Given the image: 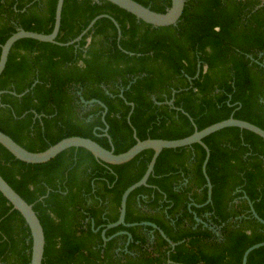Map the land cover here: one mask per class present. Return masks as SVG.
Segmentation results:
<instances>
[{
    "label": "trees",
    "instance_id": "16d2710c",
    "mask_svg": "<svg viewBox=\"0 0 264 264\" xmlns=\"http://www.w3.org/2000/svg\"><path fill=\"white\" fill-rule=\"evenodd\" d=\"M135 1L159 13L171 7V0ZM57 2L0 0V45L19 29L50 34ZM57 42L63 45L19 40L0 76V131L31 152L79 136L121 154L137 143L134 132L142 141L176 140L232 116L264 129L259 1L187 0L177 25L154 27L105 0H65ZM81 98L106 105L112 144L104 108L94 104L83 112ZM204 143L211 203L205 204L206 150L200 144L163 150L148 185L127 201V224L154 223L175 247L152 227L146 228L154 231L150 244L141 226L106 232L107 238L131 233L127 252V236L102 237L103 227L119 219L124 192L144 176L152 150L121 165L103 163L83 148L30 164L0 144V174L41 221L43 264H241L245 251L264 241V226L244 198L264 219V140L231 127ZM160 203L170 206L167 214ZM195 214L208 227L194 228ZM31 252L25 219L0 192V264H30ZM247 264H264V247Z\"/></svg>",
    "mask_w": 264,
    "mask_h": 264
},
{
    "label": "water",
    "instance_id": "95a60500",
    "mask_svg": "<svg viewBox=\"0 0 264 264\" xmlns=\"http://www.w3.org/2000/svg\"><path fill=\"white\" fill-rule=\"evenodd\" d=\"M105 1H108L118 6L119 8L134 15L137 19L142 20L143 22L150 24L154 27H168V26L177 25V23L180 21L183 15L186 2H187V0H171V7L165 13H159V12H155L151 10L149 7H146L135 0H105ZM256 1L260 2V7L264 4V0H256ZM64 2L65 0H58L57 2L55 23H54L53 30L50 34H44V33H38V32H33V31H26L24 29H19L16 33L10 36L3 45H0L1 47L0 76L5 71V68H6L8 59H9V55L11 53L13 46L19 40L33 39L39 42L63 45L57 42V38H58L60 28H61L62 11H63ZM98 19L99 17L94 19L92 23L89 25V27L87 28V30L90 29ZM87 30L84 31L83 34H85ZM81 37L82 35L79 36L77 39L69 43H66V45H71V44L76 43L77 41L81 39ZM1 94H3V92H0V95ZM81 101L86 106L99 104L104 108L105 111L103 114V121L106 124V128L104 132H105V135L108 137L110 143L112 144V139L108 134L109 127L105 120V116L108 111L106 105L102 103L101 101L95 100V99L91 101H85L83 98H81ZM172 103H173V100L170 102V104ZM128 104L132 107V110H131V113H132L134 109V105L132 103H128ZM231 127L250 131L258 135L264 140V129L260 128L259 126L253 123L240 120V119H236L232 116L227 120L212 124L204 128L203 130L199 131L196 129L192 135L182 138V139H176V140L147 139V140L142 141L137 138L136 133H135L134 135H135V138L137 139V143L133 147H131L128 151L121 153V154H115L113 148L108 150L90 138H84V137H79V136L65 138L61 140L60 142L50 146L45 151L31 152L27 150L26 148H24L23 146H21L20 144H18L12 137L0 131V144L5 149H7L15 158L23 162L30 163V164H40V163L48 162L52 160L53 158H55L56 156H58L59 154H61L62 152L68 149H71V148H83L89 151L96 159H98L99 161L103 163L110 164V165H121V164L131 161L143 151L152 150L154 154H153V157L148 165V168L144 176L141 178L140 181L130 186L124 192L122 196L118 221L107 225L102 232V236H103L104 241H109L110 238H107L105 235L106 231L108 229H112L120 225H124L126 227L147 226V227H152L154 230H159L162 236L169 241L165 233L162 230H160L159 227L154 223H150V222L133 223V224L126 223L125 218H126V212H127V201H128L130 194L134 192L136 189L142 186L148 185L147 184L148 180L150 176L153 174L157 159L163 150L184 148V147L193 146L194 144H200L206 150V157L203 163V173L207 181L208 199L205 204L211 203L213 185L207 174V165L210 159V149L204 143V139L210 136L211 134H214L218 131H221L226 128H231ZM0 192L12 204L13 209L20 212V214L23 216V218L25 219L30 229L31 239H32V252H31L30 264H43L45 245H46L45 232L41 224V221L33 208V205L29 204L24 198H22L12 188V186L2 177L1 174H0ZM244 198L249 203L250 213L252 217L264 226V219H262L259 216V214L256 212V210L254 209L253 202L247 196H244ZM196 220L201 222V219H199L198 217H196ZM126 234L129 236L130 239L132 238V235L130 233L126 232ZM169 242L171 243L172 247H175L177 245L175 243H172L171 241ZM261 247H264V241L249 247L243 255L241 264H247L249 255L253 251ZM168 263L174 264V262L170 260L168 261Z\"/></svg>",
    "mask_w": 264,
    "mask_h": 264
},
{
    "label": "flooded vegetation",
    "instance_id": "af4514ba",
    "mask_svg": "<svg viewBox=\"0 0 264 264\" xmlns=\"http://www.w3.org/2000/svg\"><path fill=\"white\" fill-rule=\"evenodd\" d=\"M170 104V103H169ZM170 105H173V103L172 104H170ZM88 109V106H86V105H84L83 106V112H86V110ZM128 121H129V123H131L130 122V118H128ZM105 133V132H104ZM136 132H134V134H135ZM135 136V135H134ZM110 165V164H109ZM164 201H162V203H163ZM162 203H160V204H162ZM162 208H165L164 210H163V212H164V214H167L166 212H167V210L170 208V206H164L163 204L159 207V209H162ZM195 221H196V223H195V227L194 228H196L198 225H200L201 223L204 225V227H208V223H206V222H204L202 219H201V222H199V221H197L196 220V217H197V215L195 214ZM165 218H166V221H168L169 222V224L170 225H174V220L170 217V216H168V215H166L165 216ZM200 219V218H199ZM142 223V222H141ZM133 224V223H132ZM135 227H138V226H135ZM141 227H144L145 228V230L143 231L144 233H145V235H146V237H147V239L149 240V244L154 240V231L153 230H151V231H149V232H147V230H146V228H147V226H141ZM127 228H130V227H127ZM212 229H214L215 231H216V229H215V227H211ZM105 228L103 227V230H104ZM103 230H102V232H103ZM109 230V229H108ZM107 230V231H108ZM96 231H98V230H96ZM106 231V232H107ZM126 232L127 231H122V232H118V233H116L115 235H113L112 237H109L110 239H112V238H115V237H117V236H120V235H125V236H127V240L125 241V243H124V251H128L127 250V247L133 242V237L130 239L129 238V236L126 234ZM127 233H129V232H127ZM217 234H218V232H216ZM131 234V233H130ZM106 235V234H105ZM103 237V236H102ZM120 246H121V243L119 244Z\"/></svg>",
    "mask_w": 264,
    "mask_h": 264
}]
</instances>
